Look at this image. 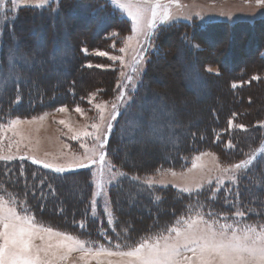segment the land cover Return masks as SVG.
Returning a JSON list of instances; mask_svg holds the SVG:
<instances>
[{
    "label": "rangeland",
    "instance_id": "rangeland-1",
    "mask_svg": "<svg viewBox=\"0 0 264 264\" xmlns=\"http://www.w3.org/2000/svg\"><path fill=\"white\" fill-rule=\"evenodd\" d=\"M59 1L0 0V11L8 10L12 19L1 23L0 37L5 28L13 27L19 10L46 8ZM106 1L125 22L99 38L94 34L90 37L89 31L84 34L87 45L83 44L79 50L84 59L83 70L72 72L75 81L78 80L76 88L79 87L76 103L58 105L65 100L62 93H42L50 81L61 80L62 75L54 72L57 66L64 74L63 70L74 59L65 45L69 35L87 30L82 20L67 28L70 20L81 18L74 12L76 8L53 17L60 23L57 26L60 33L54 32L55 38L61 39L54 60L51 56L42 59L37 54L35 59L11 57L27 69L15 82H30V89L40 91L36 102L46 100L42 104L46 107L26 117L15 115L0 121V161L27 160L53 173L87 169L85 179L91 182V189L88 187L84 193L76 177L66 173L58 183L60 197L66 203L69 201V205H77L91 192L86 215L102 226L95 236L108 244L38 224L31 215L17 211L14 202L0 195V264H264V223L210 218L198 209L205 192L199 193L205 189L212 193L226 188V196L238 198L239 187L260 184L256 179L251 180L254 176L249 171L258 168L260 159L255 154L264 137V69L261 74L224 79L219 75L216 61L228 70L230 65L224 57L232 63L235 61L232 70L248 64L252 58L259 61V49L264 48V23L258 25V22L264 20V0ZM23 16L16 26L19 31L27 28L22 24L27 19ZM103 22L105 26L107 21ZM246 23L253 25L241 26ZM190 24L198 28H190ZM97 26L103 25L98 21ZM44 28L40 24L36 32L42 33ZM24 38L17 40L22 43ZM39 41L36 47L43 53L45 49ZM185 42L190 46H185ZM13 51L11 47L8 52ZM218 53L219 59L215 56ZM24 61L33 62V67ZM41 63L43 68L38 69V74L30 73L31 68ZM164 63L168 65L163 66ZM9 71L15 74L13 69ZM8 78L13 79L11 75ZM86 80L94 86L87 87ZM223 80L234 86L233 100L243 99L237 109L239 115L232 116L228 129L250 132L256 126L259 128L256 132L260 131L256 141L241 143L246 147L245 155L225 162L215 152L206 150L193 155L182 169L153 167L158 159L175 152H167L165 147H176L190 125L206 118L211 105L210 88L214 85L226 92ZM252 81H255L253 86ZM8 90L0 82V95ZM186 93L193 95L185 96ZM23 98V104L37 106L27 93L24 92ZM228 101L226 92L223 102ZM186 113L191 118L186 119ZM248 135L252 136L249 133L242 136ZM261 155L264 158V152ZM120 157L128 170L119 164ZM127 176L138 184L133 182L132 190L122 192L119 186ZM168 187L184 194L186 199L192 198L196 204L191 209L197 210L181 216L158 235L131 238L137 228L128 221L130 217L123 223L127 226L115 227L122 222L114 214L111 202L114 193L119 198V211L138 216L135 206L129 207L125 201L132 199L136 203L141 199L137 209L143 211L148 207L145 203L151 201L145 192L161 202L159 190ZM257 192L249 191L247 197L255 200L260 196ZM261 197L259 211L264 213V196ZM169 198L174 200V195L171 193ZM163 210H168L167 204L155 207L156 213ZM113 235L124 237L127 240L124 246L114 244Z\"/></svg>",
    "mask_w": 264,
    "mask_h": 264
},
{
    "label": "trees",
    "instance_id": "trees-1",
    "mask_svg": "<svg viewBox=\"0 0 264 264\" xmlns=\"http://www.w3.org/2000/svg\"><path fill=\"white\" fill-rule=\"evenodd\" d=\"M73 8H76V11L74 12L80 15L81 18L79 17V19L70 20L67 23V28H70L74 22L80 23L82 20V24L85 25V28H87V30L84 32L82 30V32L78 33L75 36L69 35V40L65 42V45L74 59H71V61H69V67L67 65L63 70L65 72L64 74L62 73V71L59 72L57 66V70L55 69L54 72L55 74L57 72V74L62 75L61 80L58 83L50 81V84L44 90H42V93L43 91L53 92L56 93V95L62 93V97L65 100L61 101L60 103L58 102V105L61 103L70 105L77 102L79 87L76 88V86H78V80L75 81V79L73 78L75 76L72 74V72L76 71V73H78L81 72V69L83 70V64H81V62H83L84 59L79 50L87 41L84 37V34L86 32L88 33L89 31L90 37L94 34L95 38H99L107 30H110L114 26H118L119 23L125 22L124 17L120 16V13L114 10L106 0H60L57 5L54 4L53 6H46V8L41 7L40 9H34L32 7H29L19 10L15 17L17 20L13 27L10 29L5 28L3 35H1L0 37V82L3 84L4 88L8 87L9 89L7 92H4L0 95V121H6L15 115L26 117L27 115H31L32 113L46 107L42 105L46 100H40L39 102H36L38 93H40V91H38L37 89H30V82H15V80L19 78V76H21L25 71H27V69H24L21 65L16 64L17 61H14L13 59H11V57L20 56L24 58L27 56H32L35 59V56L37 54L38 57H42V59L51 56L54 60L56 57L54 52L59 49L61 39L57 38L56 40L55 38L56 36L54 32H56V34L57 32H59V28H57V26L60 23L56 19L57 17L55 19L53 17L58 13H68L69 11L71 12ZM22 15H24L23 17H27V19L25 18V22L22 23L27 28L23 31H19V29H16V26L19 23L20 17ZM6 20L7 22L12 20L11 17L9 18V11L7 10V12L5 11L4 13L0 11V26L1 23ZM98 21L99 25H103L101 28L97 26ZM103 21H107V25L105 24L104 26ZM261 23H264V20L263 22L259 21L258 25H260ZM40 24H44L45 26L42 33L40 32L41 34L36 32ZM247 24L253 25V23H246L241 26L244 27ZM233 25L234 27H237V23ZM238 25L240 26V24ZM93 26H95L94 29H92ZM189 27L198 28L197 26L195 27L191 24ZM199 29H201V27ZM231 31L232 30L227 32L228 35L231 34ZM173 32L176 33V30H174ZM38 34L40 35L38 36ZM21 36L25 37L22 43L18 42L17 40ZM253 36H255V34H253ZM253 36H251V38ZM36 38L40 40L38 44L40 46H44L45 50H43V53H40V51H38V47H36ZM243 40H245V36H243ZM185 46H190V43L185 42ZM11 47L14 48V51L13 53L11 52V54H9L8 51ZM219 48L220 46L218 47V49ZM215 56H217L218 59L220 58L219 53ZM23 58H21V60ZM248 58L250 57L248 56ZM257 59L259 60L258 62L257 60L254 61V58L250 59L249 62H247L248 64L245 63L241 65V67H237L239 68V70L237 68L235 70H232V65L235 63V61L232 63V60L227 61L225 57L223 58V60L227 65H230L229 70L225 69L222 63H220L219 65V62H217L216 60L215 61L217 66H219L220 77L229 79L237 78L239 76L249 77L247 75L251 76L253 73L261 74V71L264 69V64H261L262 62H264V48L261 47V49H259V56H257ZM25 63H28L25 64L28 67H33V62ZM49 63L51 64V62ZM164 65H168V63H164L163 66ZM40 68H43L42 63L39 64V66H36V68H31L30 73L34 71L35 74H38V69ZM10 69L14 70V75L10 74ZM223 69L225 70L223 71ZM39 72L41 75L42 71L40 70ZM10 75L11 77H13L12 80L8 78ZM78 78L80 81V76H78ZM4 79H7L8 81L10 80V82H2L1 80ZM224 81L225 80H223V84ZM225 83V90L229 95L228 103L223 102V99L226 96V92L219 88L217 89V86L213 85L209 91L210 95L208 99L211 100V105L209 106V109L207 111L206 118H204L203 121L197 122L194 126L190 125L187 131H185L186 133L183 137V141H181L180 143H176V147H165L167 152H169L170 150H175V152H170L167 155H164L162 158L158 159V162L153 167L182 169L189 164L190 158L193 155L206 150L215 152L217 155H219L220 159L225 162H231L235 159L239 160L245 155L244 151L246 150V147L244 145L241 146V143L244 140L256 141V139L258 138L257 135H260V131L256 132L259 129L256 128V126H253L250 129V132H246L243 130L238 131L237 129L231 131L230 129H228L229 120L232 118V116H236V113H239L237 109L241 105L243 99L236 98L235 100H233V97L235 95V91L233 88L234 86H230V83L227 84V80L225 81ZM85 84L87 87L94 86V83L90 80H86ZM253 84H255V81L251 82V86H253ZM142 89H144V86L141 85L140 90ZM24 92L29 95V99L31 98L36 102L37 106L33 107L32 105H25L21 102V99H24ZM182 93H184V89L182 90ZM232 93H234V95H232ZM41 95L39 94V96ZM187 95L191 96L193 94L186 93L185 96ZM252 100L254 99H251L250 101ZM244 101L247 102V99L244 98ZM201 102H203V100ZM184 117H186V119L188 117L191 118V115L186 113ZM262 132L264 136V131ZM247 133L251 134L252 136H242ZM159 147L161 148L162 146L160 145ZM258 148L260 149L255 154V157L260 159V163H258V168H254L249 172H253L252 175L254 176V178H252L251 180L256 179L260 184L251 185L250 187L249 183H247L243 187H239L238 198H235L232 195L226 196V188L217 192L213 191L212 193L206 192L208 189L203 190L199 193L201 194L205 192L203 197L201 198L198 208L199 210H201L202 214L216 219L218 217H226L229 219H234L237 222L249 221L255 222L257 224L264 223V213L259 211V199L262 198L261 196H264V158H262L261 155V153L264 152V137ZM122 161L123 160L120 157L119 164H121ZM253 165L254 163L252 164L251 168H253ZM121 166L125 168L122 164ZM127 168L129 169V167ZM246 169H248V167H246ZM66 173H70V175L76 177L75 181H79L81 186H83L84 193H86L88 187L89 190L91 189V182L87 178L85 179V177L88 175L87 169L81 168L70 172L53 173L27 160H15L13 162L1 160L0 195L14 202L17 211H19L21 214L31 215L34 221L38 224L49 226L54 229L58 228L59 230L68 231L69 233L76 232L82 235L85 239H94V241L108 244L104 240L99 239L95 236V234L98 232V227L100 228L102 226L96 225L97 223L92 221L91 218L86 215L89 204V196L91 192L85 194L77 205H69V201L66 203L61 199V191L59 192L60 186L58 183L60 182L61 178H65L64 176ZM121 180L124 179L121 178ZM133 182H136L135 179L130 177L128 178L127 176L123 183L119 186V189L122 192L132 190V186L135 187ZM252 190H257L258 192L256 195H260L255 197V200L247 197L248 192H252ZM159 191H161L159 194H161V197L163 198L162 200H160L161 202H159L158 200H153L149 196L148 192H145L148 199L151 201L145 203V205H147L148 207L143 211H139L137 209V206L140 204L141 199H139L140 202L136 203H133L132 199H130V201L127 200V202L125 201L126 205L129 204V207L132 205L135 206V211L138 212V216L129 214L128 212L123 213L119 211V198L117 200L114 193L113 200L111 199L112 206L115 210L114 214L122 222V224L116 225L115 227L118 228L127 226L123 223L130 217L131 219H129L128 221L133 224L134 228L135 225L137 228V231L132 233L131 238H135L138 235L141 236L142 234L158 235L162 232H165L176 221H178L181 216H185V214L197 210L196 208L191 209L196 204L195 201H192V198L186 199L184 194L171 189V187L161 188ZM171 193L174 195V200H170L169 198ZM116 194L117 196H119V193ZM164 204L168 205V210L158 211L156 213L155 207L157 208L159 205L160 207H164ZM146 219L148 220V223L147 221L145 222ZM110 236L111 235L108 234V237ZM114 237L115 238L113 239V243H118L119 246H124V242L127 241L122 236L116 235Z\"/></svg>",
    "mask_w": 264,
    "mask_h": 264
}]
</instances>
